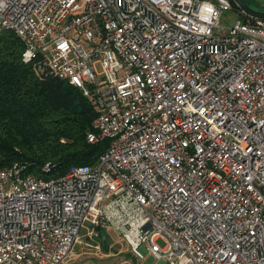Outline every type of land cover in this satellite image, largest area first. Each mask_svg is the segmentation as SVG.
<instances>
[{"label": "built area", "instance_id": "1", "mask_svg": "<svg viewBox=\"0 0 264 264\" xmlns=\"http://www.w3.org/2000/svg\"><path fill=\"white\" fill-rule=\"evenodd\" d=\"M233 2L0 0V33L90 100L105 144L56 179L0 169V264H99L74 260L96 228L138 264H264V20L222 24Z\"/></svg>", "mask_w": 264, "mask_h": 264}, {"label": "trees", "instance_id": "2", "mask_svg": "<svg viewBox=\"0 0 264 264\" xmlns=\"http://www.w3.org/2000/svg\"><path fill=\"white\" fill-rule=\"evenodd\" d=\"M233 11L241 14L234 2ZM23 51L17 35L0 33V169L24 164L27 173L50 180L72 167L92 165L105 149L104 143L87 141L97 110L65 80L38 76L23 62Z\"/></svg>", "mask_w": 264, "mask_h": 264}, {"label": "rangeland", "instance_id": "3", "mask_svg": "<svg viewBox=\"0 0 264 264\" xmlns=\"http://www.w3.org/2000/svg\"><path fill=\"white\" fill-rule=\"evenodd\" d=\"M249 1H251L255 6L264 9V7H262V5H264V0ZM239 18L246 21V17L240 16L237 12H225L221 19V23L224 25H231ZM104 241L106 243V249L103 245ZM157 244L161 248L165 246V242L162 239H159ZM96 246H99V249H96ZM140 251L144 255H147V251L144 247H142ZM74 260L75 262L81 263L138 264L128 243L109 228H101L98 231L97 236L91 238L83 236L80 243L75 247ZM143 264L167 263L163 260L156 261L153 257L149 256Z\"/></svg>", "mask_w": 264, "mask_h": 264}, {"label": "water", "instance_id": "4", "mask_svg": "<svg viewBox=\"0 0 264 264\" xmlns=\"http://www.w3.org/2000/svg\"><path fill=\"white\" fill-rule=\"evenodd\" d=\"M233 1L239 9H241L244 13H246L250 17L264 20V11H258L253 8H250L245 4L243 0H233ZM96 230L99 231L98 228H96ZM103 245L104 248L106 249L107 247L105 241Z\"/></svg>", "mask_w": 264, "mask_h": 264}]
</instances>
